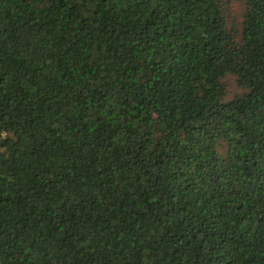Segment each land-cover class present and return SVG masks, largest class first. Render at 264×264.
<instances>
[{
	"label": "trees",
	"instance_id": "obj_1",
	"mask_svg": "<svg viewBox=\"0 0 264 264\" xmlns=\"http://www.w3.org/2000/svg\"><path fill=\"white\" fill-rule=\"evenodd\" d=\"M228 4L0 0V264H264V0Z\"/></svg>",
	"mask_w": 264,
	"mask_h": 264
},
{
	"label": "rangeland",
	"instance_id": "obj_2",
	"mask_svg": "<svg viewBox=\"0 0 264 264\" xmlns=\"http://www.w3.org/2000/svg\"><path fill=\"white\" fill-rule=\"evenodd\" d=\"M225 1L229 3L228 8H229V15L231 21L240 19V14L242 8L244 7V0H225ZM224 81L225 83H227V87L230 90L231 96L241 91L234 76H227Z\"/></svg>",
	"mask_w": 264,
	"mask_h": 264
}]
</instances>
